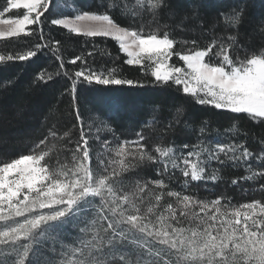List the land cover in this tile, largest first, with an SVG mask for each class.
I'll return each instance as SVG.
<instances>
[{
  "label": "snow or ice",
  "instance_id": "obj_1",
  "mask_svg": "<svg viewBox=\"0 0 264 264\" xmlns=\"http://www.w3.org/2000/svg\"><path fill=\"white\" fill-rule=\"evenodd\" d=\"M64 4L67 6V0ZM170 4L171 0H135L134 3L100 0L95 11L77 10L71 18L61 12L59 15L63 18H56L53 9L57 7V0H5L0 5V26H3L0 27V39L39 36L41 42L17 55H0V61H29L47 48L60 61L62 74L71 81V93L77 105L80 84L143 86L139 81L119 75L115 67L94 71L84 55H76L69 61L72 65L77 62L82 65L79 70L69 73L59 55L60 41L51 37L46 39L44 35V26L48 22L77 36L111 38L127 57L124 64L139 66L145 74L150 69L155 85L165 88L175 85L178 92L191 97L198 105L246 114L253 121L264 122V47L240 55L242 45L236 36L216 34L221 23L223 32L238 29L243 8L220 13L216 24L207 30L211 39L205 47H199L197 39L193 38L183 41L184 47L179 51L176 50L177 40L172 38L170 31L160 34V29L156 28L145 33L143 25L139 28L122 26L111 14L119 12L133 24L144 14H149L156 22V17ZM192 6L198 8L199 0H192ZM13 10H24L23 15H9L5 19V14H11ZM50 16L53 18L49 20ZM196 18L200 17L197 15ZM33 25L36 27L31 28ZM260 32L264 35V27ZM49 43L52 44L50 48ZM87 55L91 57L93 53ZM174 56L183 62L181 66L169 62ZM60 74L59 71L56 73ZM52 79V73L46 77L42 72L36 77L37 82L44 83ZM176 111L178 123L183 110L177 108ZM76 120L81 124V133L80 142L72 151L71 165L65 163L57 168L49 165L46 157L50 150L40 147L47 137L30 154L0 159V245L7 246L10 254L15 255V264H53L47 253L35 247L41 239L52 242L49 250L53 256L64 257L59 264H157L152 257L162 259L163 264H170L169 258L173 257L174 264H264V202L253 200L235 206L224 203L223 197L197 200L169 190L166 195L175 198L176 205L168 203L160 211L168 188L163 177L173 179L170 167L182 172L184 187L190 181L207 179L215 182L220 176L215 169L211 176L207 175L209 162L215 160L224 165L230 161L233 167H241L253 159V153L244 142H216L214 147H201V140L193 146L195 150L186 155L183 149H188L189 145L185 143L179 156L174 146L158 144L153 150L154 155L146 149L142 143L145 138L138 132L137 140L116 146L114 156L117 159L110 157L107 163L104 159L99 160L103 172L98 173L92 168L89 142L78 107ZM153 122L154 118L148 124ZM236 128L233 123L224 129V133L235 132ZM206 129L207 122L199 128V133L203 134ZM50 136L55 138L56 132L50 130ZM69 136V132L64 133L65 138ZM126 145L135 147L129 149ZM255 158L264 161V152ZM145 161L163 163V168L156 171L162 178L136 180L130 187L126 186L125 174ZM245 171L249 174L233 178V185L240 179L249 181L257 175L264 176V170L256 173L250 166ZM150 185L159 192L150 190ZM261 187L264 189V185ZM96 198H99L98 205ZM93 210L98 219L79 228L84 236L90 234L89 238H77L72 244L63 243L62 234L70 226L75 229Z\"/></svg>",
  "mask_w": 264,
  "mask_h": 264
},
{
  "label": "trees",
  "instance_id": "obj_2",
  "mask_svg": "<svg viewBox=\"0 0 264 264\" xmlns=\"http://www.w3.org/2000/svg\"><path fill=\"white\" fill-rule=\"evenodd\" d=\"M4 2L0 0V5ZM59 2L57 0V7L53 9L56 18H63L59 15L61 12L67 13L70 18L69 10L61 9ZM130 2L134 3L135 0ZM99 3L100 0H67V5L82 11H95ZM240 8H243L244 15L238 29H232L230 33L223 32L221 23L217 26L216 34L236 36L242 45L239 54L244 55L245 52L258 51L264 47V35L260 32V28L264 27V0H199L196 9L192 6V0H171L170 7L160 12L156 22H153L151 15L144 14L135 24L130 18L124 19L119 12L111 14L122 26L139 28L143 25L145 33L156 28L160 29V34L165 30L170 31L172 38L177 40L176 50L179 51L184 47L183 41L193 38L197 39L199 47H205L211 39L207 30L216 24L220 13ZM17 14L23 15V10H13L11 14H5L4 18H9V15L15 17ZM44 35L46 39L51 37L60 41L59 55L69 73H74L82 66L79 62L72 65L69 61L76 55H84L88 66L94 71H107L115 67L119 75L139 81L143 86L80 84L77 105L73 101L71 81L62 74L60 61L47 48L29 61H0V159L10 160L21 154H30L47 137L46 143L40 147L45 151L50 150L46 157L49 165L57 168L61 163L70 162L72 151L80 142L81 124L76 120L78 107L87 138L90 136L87 134L88 122L95 118L104 123L119 140H131L136 133H142L145 138L142 143L154 155L153 150L158 144L174 146L177 152L183 144L193 147L201 140V147H213L216 142H244L245 147L253 153V159L241 167H233L230 161L224 165L217 161L209 162L207 175L211 176L215 169L220 176L215 182L206 179L184 187L182 178L173 171H170L173 179L169 180L168 176L163 179L168 184L167 190L199 199L210 201L223 197L224 203L230 202L236 206L253 200L264 202V189L261 187L264 185V176L257 175L256 179L249 181L240 179L236 185L232 184L233 178L239 179L249 174L245 171L248 166L256 173L264 170V161L255 158L264 152V122L253 121L246 114L198 105L191 97L178 92L175 85L166 88L155 85L150 69L145 74L139 66L124 64L127 57L111 38L77 36L48 22L44 26ZM40 42L39 36L0 39V55H17ZM48 47H52V44L49 43ZM88 52H92L93 56L89 57ZM170 63L182 65L175 56ZM58 71L60 75H56ZM42 72L46 77L52 73L53 79L47 83L37 82L36 77ZM177 108L183 110L178 123ZM153 118V124L149 125L148 121ZM205 122L207 129L200 134L199 128ZM169 123L172 127H167ZM233 123L237 125L235 132L225 134L224 129L230 128ZM50 130L56 132L55 138L50 136ZM65 132H69L70 136L65 138ZM88 142L94 159L95 141L90 139ZM92 167L97 171L93 164ZM157 169V165L150 164L142 168L140 173L150 179H161L156 174Z\"/></svg>",
  "mask_w": 264,
  "mask_h": 264
},
{
  "label": "rangeland",
  "instance_id": "obj_3",
  "mask_svg": "<svg viewBox=\"0 0 264 264\" xmlns=\"http://www.w3.org/2000/svg\"><path fill=\"white\" fill-rule=\"evenodd\" d=\"M59 7L61 9H64V10H69V13L71 15L74 14L75 11L79 10V9L73 7L72 5L65 6L64 0H60ZM0 27H3V26H0ZM88 133L90 134L88 140L92 139V140L95 141V145H94V147H95V151L94 152L95 153H93L94 159H92V164H93L95 170H97L98 173L99 172H103V167L99 166V160L100 159H104L105 163L108 162V159L110 157L113 158V159H117L114 156V150H115L116 146L119 143H122L124 141H134V140L138 139V137L136 135L137 133H136L135 137H133V139H131V140H119L111 133L110 129L104 123L98 122L95 118L93 120H91L90 122H88L87 134ZM104 141H108L109 143L107 145H105ZM126 147H129V149H131V148H133L135 146L134 145H126ZM181 149L177 150V152H176L177 156L180 155ZM193 150H195L193 147H189L188 149H183V152L186 155L188 151H193ZM204 158H206V154H205ZM213 161L216 162L215 160H213ZM71 163H72V160H70V162H67V164H69V165H71ZM62 164L63 163L59 164V166L62 165ZM150 164L154 165V166L157 165L158 168H163V163H155V162H152V161H145L144 163L140 164L139 167H137V168H135V169H133L130 172L125 174V176H126L125 185L130 187L131 185H133L135 183L136 180H142V181L149 180L150 178L148 176H144L140 172H141L142 168H144V167H146V166H148ZM113 166L118 168V165H113ZM109 170H111V169H109ZM170 171L175 172V174L180 176L182 178V181L184 182L185 178L183 177V174H182V172L179 169H171V167H170ZM189 183H192V182L190 181ZM150 190H154L156 192H159V189H155V187L152 186V185H150ZM167 191H169V190H167V189L165 190L164 198L161 201L160 211H163L164 206H166L168 203H172L174 206L176 205L175 198L168 197L166 195ZM195 198L197 200H204V199H199L197 197H195ZM95 203L97 205L99 204V198H96ZM239 205H237V206H239ZM145 207H146V205H145ZM196 211H198V209H196ZM94 218L98 219L96 212L93 210V211H90L83 218V222L80 223L75 229H72L71 226H70L69 229L67 230V232L62 234V236H61V240L63 241V243L72 244L74 242H77V238H83V239L89 238L90 234H89V236H84L83 234H81L79 232V228L80 227H84L86 223H90ZM152 219L154 220L155 217L153 216ZM181 219H184V218H181ZM98 223H99V221H98ZM51 243L52 242L50 240H48V239H41L39 241V243H37L35 245V247L40 252L47 253V258L51 259L53 261V264H59V261L61 259H64V257H61L59 254L53 256V254L49 250L50 247H51ZM56 247L59 250L60 244L57 243ZM132 247H135V246H132ZM157 247H159V246H157ZM41 258L43 259L44 257H41ZM151 259L153 261L156 260V261H158V262L163 264V261L160 258L152 257ZM169 259H170V264H174V257L173 258H169ZM15 260H16V257H15L14 254H10V249L7 246H5V245H0V264H15Z\"/></svg>",
  "mask_w": 264,
  "mask_h": 264
}]
</instances>
